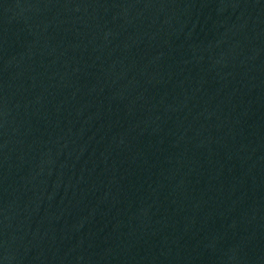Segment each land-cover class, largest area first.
Returning <instances> with one entry per match:
<instances>
[{
  "label": "water",
  "instance_id": "water-1",
  "mask_svg": "<svg viewBox=\"0 0 264 264\" xmlns=\"http://www.w3.org/2000/svg\"><path fill=\"white\" fill-rule=\"evenodd\" d=\"M0 264H264V0H0Z\"/></svg>",
  "mask_w": 264,
  "mask_h": 264
}]
</instances>
